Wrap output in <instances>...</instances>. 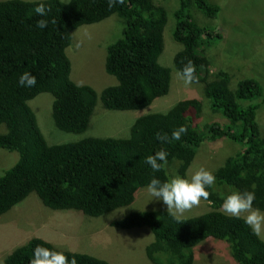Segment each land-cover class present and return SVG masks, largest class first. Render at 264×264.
<instances>
[{"label":"trees","instance_id":"16d2710c","mask_svg":"<svg viewBox=\"0 0 264 264\" xmlns=\"http://www.w3.org/2000/svg\"><path fill=\"white\" fill-rule=\"evenodd\" d=\"M40 3L48 9L44 17L35 13ZM190 8L210 19L220 10L208 0H178L172 14V38L182 48L173 64L178 71L189 60L194 63L209 108L226 121L201 127L196 123L201 103L187 99L166 112L137 117L128 138L86 137L49 144L30 104L40 94L52 98L53 130L78 136L86 131L98 99L106 110L139 111L168 93L170 69L158 62L166 9L155 0H124L111 9L107 0L0 1V127H4L0 148L18 154L17 162L0 175L1 217L31 194L53 211L75 210L86 217H100L130 205L136 191L153 176L169 179L171 163L179 165L178 174L183 176L202 143L226 138L240 149L213 171L216 182L204 200L210 211L192 218H178L167 210L132 212L112 223L126 230L148 227L153 240L144 250L154 264H192L194 248L208 239L226 243L237 264H264V241L252 234L243 218H232L221 208L230 192L254 191L253 206L264 211V135L256 121L258 108L264 107V89L251 78L239 80L231 89L228 73L211 72L204 47L220 37L213 36V28L195 23ZM111 15L121 19L123 27L121 36L106 47L104 68L117 83L98 94L70 79L66 49L77 28ZM41 19L48 21L43 30L36 27ZM26 71L36 77L35 87L19 86V77ZM181 125L187 133L179 141L157 140V133L170 138ZM160 150L168 152L167 163L154 173L145 159ZM36 245L62 251L34 237L13 249L3 264H30ZM64 253L69 259L75 257L77 264H110L84 253Z\"/></svg>","mask_w":264,"mask_h":264},{"label":"rangeland","instance_id":"374dc122","mask_svg":"<svg viewBox=\"0 0 264 264\" xmlns=\"http://www.w3.org/2000/svg\"><path fill=\"white\" fill-rule=\"evenodd\" d=\"M155 1L167 12V21L163 30V50L158 62L170 69L168 93L156 98L149 107L139 111L106 110L98 99L86 131L78 136L59 131L55 127L57 133L53 130L52 98L40 94L30 101V104L37 114L39 128L49 144L67 143L86 137L128 138L130 128L137 117L166 112L175 103L187 99L200 101L201 111L196 123L201 127L209 123H223L225 119L209 108L210 101L203 94L204 84L198 82L184 86L176 75L173 59L182 47L172 38L175 25L172 14L178 8V0ZM208 1L217 4L220 8L214 19L208 18L196 8H190L189 11H193L192 19L195 23L208 26V29L213 28L211 32L213 36L220 37L212 39L204 47L211 72L228 73L231 89L236 87L239 80L247 78L254 79L264 89V0ZM122 27L121 19L111 15L99 23L80 26L71 34V44L66 49V54L71 64L70 79L75 84L88 85L98 94L104 88L116 85V79L105 72L104 62L106 47L121 36ZM242 102L250 103V101ZM252 102L258 103L259 100ZM256 121L264 135L263 106L257 110ZM3 130L4 127L1 126L0 132ZM239 149L238 144L226 138L206 141L197 148L194 160L183 176L178 174L177 163L167 166L169 179L176 176L188 178L200 167L213 172ZM17 160V152L0 148V175L4 170L12 167ZM151 199L146 187L140 188L135 193L134 201L127 207L91 218L75 210H50L31 194L2 217L0 216V264L4 263V259L13 249L34 237L48 241L59 250L88 254L110 264H154L146 258L144 250L153 240L148 227L126 230L112 225L113 221L122 219L132 212L167 210V206L162 201ZM208 211H210L209 204L202 199L199 205L174 215L178 218H192ZM259 238L264 241V234ZM193 252L192 264H237L230 258L227 244L214 239L200 243Z\"/></svg>","mask_w":264,"mask_h":264},{"label":"clouds","instance_id":"9594fccd","mask_svg":"<svg viewBox=\"0 0 264 264\" xmlns=\"http://www.w3.org/2000/svg\"><path fill=\"white\" fill-rule=\"evenodd\" d=\"M123 3L124 0H107L110 9L117 4ZM35 13L44 17L47 15L48 9L44 3H40L35 8ZM47 24L48 21L46 19H41L37 21L36 27L43 30L47 27ZM176 75L183 82L184 86L198 83L196 66L191 60L182 69L178 70ZM18 84L21 87L32 88L36 86L37 80L34 75L26 71L20 75ZM164 114L166 115L167 113ZM186 133L187 128L181 125L172 131L170 138L167 134L161 136L159 133H157L156 138L159 141H167L170 143L172 140L179 141L182 135ZM168 155V152L165 150L157 151L154 155L147 156L145 163L151 167L154 173L159 172L167 163ZM215 182V173L204 167H200L188 178L176 176L167 180H161L153 176L148 182L146 189L152 199L162 201L167 206L169 212L177 214L199 205L202 199L207 200L210 195L208 189L213 187ZM255 200L256 194L254 191L236 190L225 196L221 208L224 213L232 218H243L245 225L248 226L252 234L260 236L264 234V211L259 207L253 206ZM30 264H77V261L75 257L69 259L64 251H57L36 245L33 249V258Z\"/></svg>","mask_w":264,"mask_h":264}]
</instances>
